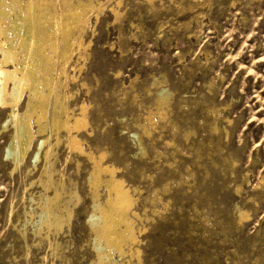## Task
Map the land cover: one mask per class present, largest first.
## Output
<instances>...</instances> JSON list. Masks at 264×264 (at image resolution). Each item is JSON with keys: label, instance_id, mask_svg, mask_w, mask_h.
<instances>
[{"label": "rangeland", "instance_id": "1", "mask_svg": "<svg viewBox=\"0 0 264 264\" xmlns=\"http://www.w3.org/2000/svg\"><path fill=\"white\" fill-rule=\"evenodd\" d=\"M92 1L58 106L85 107L83 151L132 194L136 239L113 264H264V0ZM9 110L0 105V264H99L91 160L32 119L34 143L15 164ZM54 189L64 222L37 227Z\"/></svg>", "mask_w": 264, "mask_h": 264}, {"label": "bare ground", "instance_id": "2", "mask_svg": "<svg viewBox=\"0 0 264 264\" xmlns=\"http://www.w3.org/2000/svg\"><path fill=\"white\" fill-rule=\"evenodd\" d=\"M58 1L60 6L52 0H0V105L10 109L2 127L5 129L8 122L11 125L6 155L15 164L34 143L36 134L32 130V119L36 133L43 131L46 126L56 131L65 130L68 137L66 143L70 149L85 153L79 141V131L87 125L85 107L81 106L78 113H69L61 102L64 95L58 106L57 88L72 78L73 74H68L67 68L73 55L78 58L82 55L84 43L80 34L89 23L88 16L90 10L95 9L94 2ZM116 2L118 4L120 0ZM111 11L116 14L112 7ZM163 92L158 96L159 101L166 97ZM19 103H22L21 109L18 108ZM151 118L147 116V120ZM43 138H36L34 145L37 149L32 153L34 159L47 141ZM49 151L45 148L42 153L47 157ZM85 155L91 160L93 169L88 179L92 204L87 220L93 232L96 260L99 264H113V252L118 256L123 255L126 242L134 243L136 239L132 218L137 217V213L132 208L131 192L123 185V181L115 178L113 167L101 162L102 155L98 158L90 153ZM102 172L108 174L107 179H101ZM49 174L47 177H51ZM47 181L48 185L52 183L49 179ZM100 182L104 183L107 191L104 201L98 199L97 187ZM52 193L40 205L37 227L45 225L58 229L64 222L65 216L53 210V206L61 205L60 193L56 190ZM64 207L61 206L63 210Z\"/></svg>", "mask_w": 264, "mask_h": 264}]
</instances>
